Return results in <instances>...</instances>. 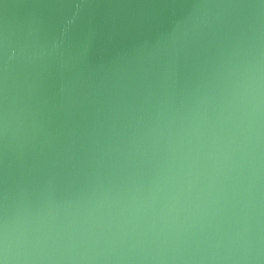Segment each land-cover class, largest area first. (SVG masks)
<instances>
[{"label":"clouds","instance_id":"1","mask_svg":"<svg viewBox=\"0 0 264 264\" xmlns=\"http://www.w3.org/2000/svg\"><path fill=\"white\" fill-rule=\"evenodd\" d=\"M0 77V264H264V0H128Z\"/></svg>","mask_w":264,"mask_h":264},{"label":"water","instance_id":"2","mask_svg":"<svg viewBox=\"0 0 264 264\" xmlns=\"http://www.w3.org/2000/svg\"><path fill=\"white\" fill-rule=\"evenodd\" d=\"M135 7L128 0H0V77L11 84L26 50L40 63L81 29L119 21Z\"/></svg>","mask_w":264,"mask_h":264}]
</instances>
